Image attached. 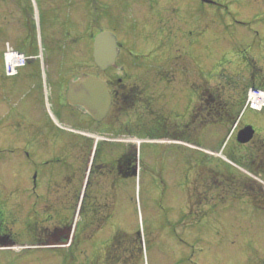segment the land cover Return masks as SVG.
Here are the masks:
<instances>
[{"label":"rangeland","instance_id":"1","mask_svg":"<svg viewBox=\"0 0 264 264\" xmlns=\"http://www.w3.org/2000/svg\"><path fill=\"white\" fill-rule=\"evenodd\" d=\"M24 5L30 19L20 11ZM27 22L37 49L12 35L28 32ZM100 30L121 46L106 71L92 56ZM4 42L49 59L23 69L46 75L47 83H36L46 114L55 89L49 80L97 74L125 87L113 88L117 114L100 123L90 113L81 118L89 129L104 130L89 138L117 140L103 146L84 204H68V190L49 182L61 176V164L21 178L22 172L3 171L5 160L26 161L0 152L1 228L12 244L0 249V264H63L61 255L72 264H96L98 250L104 256L122 250L127 264H264V109L241 115L249 88L264 89V0H0V80ZM3 88L0 148L8 110ZM210 96L234 102L235 119H216ZM247 125L256 133L240 144L236 134ZM131 148L135 175L101 166ZM74 153L61 162L74 164ZM68 174L77 186L87 175ZM23 182L26 188L14 189ZM61 234L73 235L72 245Z\"/></svg>","mask_w":264,"mask_h":264},{"label":"flooded vegetation","instance_id":"2","mask_svg":"<svg viewBox=\"0 0 264 264\" xmlns=\"http://www.w3.org/2000/svg\"><path fill=\"white\" fill-rule=\"evenodd\" d=\"M8 1L10 0H3V3L8 5ZM23 9L25 13L22 10L20 11L27 16L26 12L28 13V10L26 9L25 5L23 6ZM38 15V18L41 21V15ZM25 18L30 19L29 16ZM30 23L31 22H27L28 32H25L23 36H19L14 32L12 35L14 38L23 37V41L26 42L28 46L31 45L32 48L37 49V41L35 40V35L31 33L33 32V28H31V25L29 26ZM41 42L43 44L44 40L42 39ZM39 48L40 46H38V49ZM38 52L39 50L33 54H27L30 56V58L27 59L26 66L23 69H31L36 65L44 64V62L48 63L49 59H46L47 61H44V58L40 60ZM23 69L13 77H8L2 74L0 80V84L4 86V101L8 108L4 114L5 123L2 127L3 136L5 137L6 142L0 148V152L3 154L5 153L8 156L16 153L19 155V157L26 161V165L14 166L10 158H7L5 160L6 165L3 171L5 173L10 172L12 174H16L19 171L22 172V174H20L22 176L19 177L24 178L26 177L24 172H30V169L44 171L46 169L45 167L47 166L61 164L63 166V173L60 174V177L56 176L54 178L48 179L49 182L53 181V187L61 189V191L68 190L70 193L69 200L67 201L68 204L69 202L72 203L73 201L75 204H84L87 198L85 193L91 185L90 174L94 170L93 166L95 165L96 160H98L101 155L105 154V148L103 146H108L112 144L109 142H115L117 140L114 138L98 137L100 141H94L93 139L89 138L91 135L88 134V132L103 134L104 130L97 132L94 129H89L86 123H84L81 119L84 115H86V113L89 112L84 106L74 105L67 99L69 85H73V81L78 78L79 74L71 80L68 79L67 82H64L62 79L59 82L54 81V83H52L51 80H49L55 89L53 90L52 95L50 93V110L49 113L47 112L46 114V109L43 106V97L41 98L42 95L37 97L36 92H39V87H36V83H39L41 86L42 83H47V78H42V73L39 72L38 68L37 70L34 69L35 71L32 70L30 73H24ZM93 75L99 76L97 74ZM60 76L63 75L60 74ZM102 79L105 81L112 96L110 109L104 118L106 119L110 117L112 113L115 112L117 114L119 111L113 106L116 94L113 88H118L121 80L116 79V81H114L113 79L111 81L104 78ZM110 82H112V84ZM26 86H30V88L26 90ZM38 107L40 110H36ZM11 110L13 111V114H10ZM36 117H42V119L38 120ZM91 118L94 123L102 122L95 121L92 115ZM71 151L75 152L72 157V159L75 161L74 164L61 162L63 158H65L64 160H68V157L72 155ZM134 156V148H131L121 157V159H118L115 164L112 162V160H110L103 163L101 166L108 167L113 165L116 167V171H118L120 174H124L132 170ZM37 161L39 164L38 166L36 164L37 167L35 168L34 166ZM102 162L103 161L100 163ZM30 166H32V168H30ZM68 172H70V174L73 173V175H76V173H83L84 175L87 173V175L84 176L83 183L81 185L78 184L80 186H77L76 182H74L73 179L68 176ZM258 175H262V173L259 171ZM34 177H36V174ZM35 179L33 181L34 188L37 187V182ZM48 180L43 184V191L49 186ZM27 185L28 184H24L23 182L14 189L20 190L26 188ZM37 197L38 196H36V198ZM0 217L1 219L3 218L1 212ZM2 222L3 220H1L0 224V245L11 243L8 240V235L4 233L1 228ZM98 229H100V227ZM73 235L67 236L61 234L62 237L60 235L59 236L61 241L63 240L64 243H68L72 239L71 237H73ZM70 245H72V240ZM109 251L111 254L107 253L104 256L101 255V251L98 250L97 253L99 254L97 255L96 264H127V255L123 256L122 250L121 252H115L113 250ZM105 257H107V260L104 259Z\"/></svg>","mask_w":264,"mask_h":264},{"label":"water","instance_id":"3","mask_svg":"<svg viewBox=\"0 0 264 264\" xmlns=\"http://www.w3.org/2000/svg\"><path fill=\"white\" fill-rule=\"evenodd\" d=\"M117 42L114 36L102 31L95 35L93 43V59L95 64L105 70L115 62ZM71 103L84 106L95 121H101L107 114L111 104V94L104 81L95 76L80 77L73 86L69 87L67 95ZM254 135L251 126H245L237 134L240 144L249 142ZM136 172L135 158L133 168L129 173Z\"/></svg>","mask_w":264,"mask_h":264},{"label":"trees","instance_id":"4","mask_svg":"<svg viewBox=\"0 0 264 264\" xmlns=\"http://www.w3.org/2000/svg\"><path fill=\"white\" fill-rule=\"evenodd\" d=\"M121 88H123L122 86H121ZM203 96V95H202ZM203 97H205V96H203ZM212 99H208L209 101H211L215 106H216V112H215V114H214V117L216 118V119H222L223 118V116H224V118L226 117L227 119H231L232 121L235 119V117H236V114H237V110H236V108H235V106H234V102H228L227 104L225 103V102H221V101H219V100H217L218 98L217 97H215V96H210ZM117 98V97H116ZM117 100H118V98H117ZM233 109H235L236 111H233ZM188 210H189V212L188 213H190V215L192 216V215H194L193 213L195 212L196 213V211L193 209V206L191 205V206H189L188 207ZM192 213V214H191ZM199 219L200 218H198V219H193L194 221L193 222H196V221H199ZM138 233H136V235H137ZM115 237H114V240H116L117 238H118V236L117 235H114ZM138 236V235H137ZM137 240V239H136ZM115 245H117V244H115ZM121 245V242H119V245H117V246H120ZM64 262H65V264H69V262H68V260L66 259V257H64Z\"/></svg>","mask_w":264,"mask_h":264},{"label":"built area","instance_id":"5","mask_svg":"<svg viewBox=\"0 0 264 264\" xmlns=\"http://www.w3.org/2000/svg\"><path fill=\"white\" fill-rule=\"evenodd\" d=\"M13 56H10L9 58H8V61H9V64H10V68H12V65H13Z\"/></svg>","mask_w":264,"mask_h":264}]
</instances>
